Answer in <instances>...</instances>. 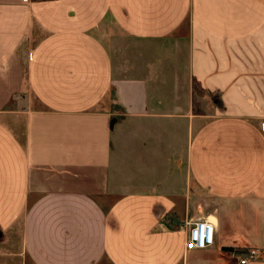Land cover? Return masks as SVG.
<instances>
[{
  "label": "crops",
  "instance_id": "obj_1",
  "mask_svg": "<svg viewBox=\"0 0 264 264\" xmlns=\"http://www.w3.org/2000/svg\"><path fill=\"white\" fill-rule=\"evenodd\" d=\"M241 249L264 253V0H0V264Z\"/></svg>",
  "mask_w": 264,
  "mask_h": 264
},
{
  "label": "built area",
  "instance_id": "obj_2",
  "mask_svg": "<svg viewBox=\"0 0 264 264\" xmlns=\"http://www.w3.org/2000/svg\"><path fill=\"white\" fill-rule=\"evenodd\" d=\"M188 227L187 248L190 250H203L213 245L215 241V222L210 217L189 221L186 223ZM264 258V253L258 249H250L245 256H237L239 264H249L254 260Z\"/></svg>",
  "mask_w": 264,
  "mask_h": 264
},
{
  "label": "rangeland",
  "instance_id": "obj_3",
  "mask_svg": "<svg viewBox=\"0 0 264 264\" xmlns=\"http://www.w3.org/2000/svg\"><path fill=\"white\" fill-rule=\"evenodd\" d=\"M24 95H26V94H24ZM210 97L205 96V99L202 100L203 107L210 108L212 106V103H213V100L215 99V97H212V98H210ZM22 124H23L22 121H20L21 129H22ZM186 139H187V134H186ZM173 159H180V158H173ZM132 172H136V170L131 171V173ZM140 175H142V174L140 173ZM242 214L243 213L235 212V218H234L232 224L230 225L231 227L227 229V234H228V237L231 241L240 240L241 238L242 239L245 238V231L243 230L242 225H241L243 223V220L241 219ZM237 256H239V257L245 256V249L238 250V252L234 256L236 261H238Z\"/></svg>",
  "mask_w": 264,
  "mask_h": 264
}]
</instances>
